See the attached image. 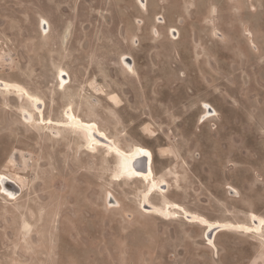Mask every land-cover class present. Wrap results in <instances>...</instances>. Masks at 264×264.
Segmentation results:
<instances>
[{"label":"rangeland","instance_id":"1","mask_svg":"<svg viewBox=\"0 0 264 264\" xmlns=\"http://www.w3.org/2000/svg\"><path fill=\"white\" fill-rule=\"evenodd\" d=\"M145 1L0 0V172L22 188L0 192V264H264V0ZM67 105L150 148L163 193L117 182L116 152L53 123ZM172 203L248 227L209 240Z\"/></svg>","mask_w":264,"mask_h":264},{"label":"bare ground","instance_id":"2","mask_svg":"<svg viewBox=\"0 0 264 264\" xmlns=\"http://www.w3.org/2000/svg\"><path fill=\"white\" fill-rule=\"evenodd\" d=\"M137 1L140 3L142 8H145V5H146L145 0H137ZM40 22H43L42 29L40 26ZM47 27L49 28L48 20L46 18H40L39 19V28H40L39 30H41L40 32H42L43 34H47L48 33ZM170 29L172 30L171 36L174 38H177V35L175 34L178 31H176L174 28H170ZM121 65L123 66L122 68L127 72V74H129L130 76H133V78L137 77V74H138L137 70L133 67V61L131 60L129 56L123 55L121 59ZM57 74L61 82L60 84L66 87L67 84L70 83L71 81V75L69 74V72H67L63 68L62 69L60 68ZM0 85L1 86L3 85L4 89H8L10 88L9 85H11V83L6 81L5 79L0 78ZM19 86H20V89L18 90H21V94H23L26 98H28L33 103H35V105L37 106L34 108L35 111L40 113L42 118L44 119L45 110H46L45 101L41 99V97H39L38 95L30 92L27 88L21 85ZM66 108L67 109L65 113H63V115L66 118L64 121L53 122V120L50 119L49 123L53 122L54 124L58 126L71 128V129L77 128V130H80L81 132H83L84 139L86 141H90L92 145L91 147L95 148L96 151H98L100 148L107 147V148H110L112 151L116 152L117 155L119 156V162H118L119 164L117 168L118 178L116 179L117 182H126L128 180H138L143 183H151L152 188L157 192L158 195H161V193H163V189L165 188L166 183L164 181L158 182L157 180L158 177L156 175L155 167H154V153L150 148L144 145H134L130 150H125L123 147L118 145V143L116 142L114 138L115 135L113 136L110 135V132L108 131V129L104 125H102L98 120L90 119L86 116H82L79 113H76L75 109L73 108V105H67ZM27 112L29 113L31 117L34 116L33 112L31 111L30 112L27 111ZM208 112L211 113V110H209ZM91 131H93L94 133L97 132L98 135L103 137L108 142V144H110L111 146L97 140L91 134ZM139 153H146L150 159V163H149L150 172L148 174L137 173V172H133L132 170H130V167L128 164L129 158ZM0 192L5 198L9 200H16L21 195L22 188L20 184L16 180H13L8 174L0 172ZM111 195H112L111 197H113L114 200L117 199L114 193H112ZM162 196L165 198L164 194ZM172 205L175 208H179L187 212L188 218H193L192 219L193 221L206 222L205 225L207 227H209L210 229L212 228V230H215V238L217 234L220 233L221 231H246L245 228L248 227V225L246 224L233 223L230 221L225 222V221H219V220H209L208 218L203 217L199 215L198 213L188 212L185 208H183L179 204L172 203ZM145 206L152 208L153 205L151 204L150 199H147V201L145 202ZM249 217H251L250 219H252L255 223L264 224V218L255 212H250Z\"/></svg>","mask_w":264,"mask_h":264},{"label":"water","instance_id":"3","mask_svg":"<svg viewBox=\"0 0 264 264\" xmlns=\"http://www.w3.org/2000/svg\"><path fill=\"white\" fill-rule=\"evenodd\" d=\"M91 134L99 141L108 144V142L101 137L100 135H98L97 132H93L91 131ZM109 146H111L110 144H108ZM149 163H150V159L148 157V155L146 153H139L135 156H132L129 158V167L130 170H132L133 172H137V173H144V174H148L150 172V167H149ZM215 230H212V228H208V230L206 231V237L209 240H212L213 234H214Z\"/></svg>","mask_w":264,"mask_h":264},{"label":"flooded vegetation","instance_id":"4","mask_svg":"<svg viewBox=\"0 0 264 264\" xmlns=\"http://www.w3.org/2000/svg\"><path fill=\"white\" fill-rule=\"evenodd\" d=\"M157 18H158V16L155 18V21H156V23H159V22H157ZM40 19V18H39ZM42 23L43 22H40V26H41V29H42ZM50 23V22H49ZM38 24H39V22H38ZM160 24V23H159ZM51 26V25H50ZM48 28V27H47ZM155 33L157 34V29L155 30Z\"/></svg>","mask_w":264,"mask_h":264},{"label":"built area","instance_id":"5","mask_svg":"<svg viewBox=\"0 0 264 264\" xmlns=\"http://www.w3.org/2000/svg\"><path fill=\"white\" fill-rule=\"evenodd\" d=\"M158 20H160V21H163L162 20V18H161V16H160V18H157ZM172 33V31H170V34ZM178 33H176L175 35H177ZM171 36V35H170Z\"/></svg>","mask_w":264,"mask_h":264}]
</instances>
